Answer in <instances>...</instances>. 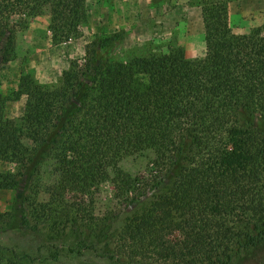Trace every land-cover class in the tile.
<instances>
[{
    "label": "trees",
    "instance_id": "trees-1",
    "mask_svg": "<svg viewBox=\"0 0 264 264\" xmlns=\"http://www.w3.org/2000/svg\"><path fill=\"white\" fill-rule=\"evenodd\" d=\"M85 1L0 0V44L7 39L3 61H10L12 37L23 18L43 12L71 17ZM198 1L205 39L201 59L190 60L177 48L98 64L97 50L89 48L84 64L63 72L57 87L23 76L13 93L15 100L26 96L25 112L36 125L32 137L43 157L35 164L52 161L61 190L78 199L110 177L96 152L82 145L85 123L93 122L103 149L149 154V174L131 178L120 192L127 202L147 193L149 207L132 216L127 231L101 236L104 257L116 264H231L264 250V170H219L223 153L248 140L247 133L264 141V27L235 34L227 0ZM235 127L244 135L234 136ZM7 155L0 138V164ZM29 164L17 173L0 171V191L21 189ZM17 205L22 206L15 204L7 214L17 221L11 227L32 230L23 226L37 212L18 211ZM95 221L108 220L90 222ZM2 251L8 254L5 264L31 263Z\"/></svg>",
    "mask_w": 264,
    "mask_h": 264
},
{
    "label": "rangeland",
    "instance_id": "rangeland-1",
    "mask_svg": "<svg viewBox=\"0 0 264 264\" xmlns=\"http://www.w3.org/2000/svg\"><path fill=\"white\" fill-rule=\"evenodd\" d=\"M227 1L235 34L246 35L264 27V0ZM20 18L16 16L14 21L19 24ZM12 41L9 62L2 58L7 39L0 44V138L8 151L0 171L17 173L28 162L33 164L23 172L21 189L0 191V264L8 257L2 249L13 251L18 258L28 257L30 264H116L104 257L101 236L127 231L132 216L149 207L147 193L134 202H127L120 194L131 178L149 174V154L103 149L98 146L93 122L85 123L82 145L96 152L110 177L78 199L61 190L52 161L46 160L39 167L35 164L43 157V148L32 137L36 125L25 112L26 96L15 100L13 93L23 76L37 85L57 87L63 72L84 64L89 48L97 50L98 64L108 57L125 62L168 54L177 48L190 60L201 59L205 39L199 1L86 0L84 8L71 17L54 19L43 12L23 18ZM116 46L119 48L112 52ZM238 134L244 135L235 127L233 135ZM244 137L249 139L223 153L221 172L249 175L264 170V141L251 132ZM15 204L22 205H17L18 211L24 207L37 212V219L27 218L23 226L32 230L11 227L17 221L7 214ZM103 217L106 223L90 222ZM231 264H264V250L259 257L249 255Z\"/></svg>",
    "mask_w": 264,
    "mask_h": 264
}]
</instances>
